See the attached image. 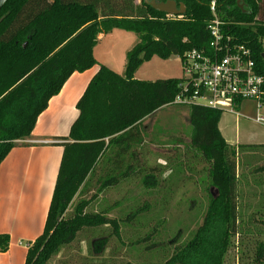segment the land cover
Returning <instances> with one entry per match:
<instances>
[{
    "label": "trees",
    "instance_id": "trees-1",
    "mask_svg": "<svg viewBox=\"0 0 264 264\" xmlns=\"http://www.w3.org/2000/svg\"><path fill=\"white\" fill-rule=\"evenodd\" d=\"M151 1L168 0H8L0 10V166L17 142L31 137L39 116L67 80L99 67L77 104L79 117L69 136L61 138L70 142L61 144L64 153L45 229L28 249L26 264H48L84 229L111 223L86 212L93 199L84 197L94 184L106 189L146 172L143 184L157 186V169L146 167L136 147L144 143L143 122L170 106L182 79L151 82L135 75L154 57L168 60L206 47L213 1L224 31L252 51L264 75V0H174L186 6L183 16L157 12ZM115 29L139 38L127 53L123 76L94 57L100 37ZM188 108L190 142L208 162L207 182L215 191L198 231L164 264H226L243 220L240 155L220 132L222 112ZM249 171L245 186L263 187L264 165ZM76 198L80 201L66 218ZM9 245L10 237L0 234V252ZM254 262H264V242L258 244Z\"/></svg>",
    "mask_w": 264,
    "mask_h": 264
},
{
    "label": "rangeland",
    "instance_id": "rangeland-1",
    "mask_svg": "<svg viewBox=\"0 0 264 264\" xmlns=\"http://www.w3.org/2000/svg\"><path fill=\"white\" fill-rule=\"evenodd\" d=\"M138 41L136 34L115 29L100 39L94 57L123 76L127 53ZM187 77L178 56L168 60L154 57L135 75L137 80L151 82ZM239 112L252 118L257 115L254 105H243ZM261 115L264 116V109ZM223 117L231 137L240 135L244 144L264 143V126L229 114H222ZM142 128L144 143L136 149L147 168L157 169V186L143 184L146 172L119 179L117 186L106 189L94 184L84 197L93 199L86 212L101 214L111 223L84 229L74 243L61 248L48 264H164L198 231L208 208L209 194L215 190L207 182L208 162L190 142L189 108L159 109L143 122ZM250 148L243 146L239 150V174L244 183L240 189L243 220L241 235L235 239L226 264H257L255 253L258 244L264 242V223H260L264 221V186L244 187V176L251 177L249 170L264 165V151ZM259 191L262 194H257ZM79 201L76 198L68 208L66 218L73 214Z\"/></svg>",
    "mask_w": 264,
    "mask_h": 264
},
{
    "label": "crops",
    "instance_id": "crops-1",
    "mask_svg": "<svg viewBox=\"0 0 264 264\" xmlns=\"http://www.w3.org/2000/svg\"><path fill=\"white\" fill-rule=\"evenodd\" d=\"M102 37L104 35L100 39ZM98 70L96 66L83 73H74L39 116L31 137L17 142V147L2 162L0 234L10 237V245L7 252H0V264H26L28 249L43 234L63 158L61 144L70 142L61 138L69 136L79 117L77 104ZM243 105L254 104L246 102ZM245 117L251 118H237L250 121ZM225 120L221 118L219 129L229 145L238 152L243 146L264 151V143L244 144L240 135L231 137Z\"/></svg>",
    "mask_w": 264,
    "mask_h": 264
},
{
    "label": "built area",
    "instance_id": "built-area-1",
    "mask_svg": "<svg viewBox=\"0 0 264 264\" xmlns=\"http://www.w3.org/2000/svg\"><path fill=\"white\" fill-rule=\"evenodd\" d=\"M213 20L208 25L209 44L193 49L182 59L187 78L182 79L179 93L170 106H201L223 114L244 117L239 109L250 102L256 117L246 118L264 125V75L258 69L252 51L237 42L223 29L216 2L211 4Z\"/></svg>",
    "mask_w": 264,
    "mask_h": 264
},
{
    "label": "water",
    "instance_id": "water-1",
    "mask_svg": "<svg viewBox=\"0 0 264 264\" xmlns=\"http://www.w3.org/2000/svg\"><path fill=\"white\" fill-rule=\"evenodd\" d=\"M8 0H0V10L4 7ZM155 11L164 13L167 16H183L186 13V6L184 4H178L174 0H168L167 2L151 1L148 3ZM264 60V53L262 55Z\"/></svg>",
    "mask_w": 264,
    "mask_h": 264
}]
</instances>
